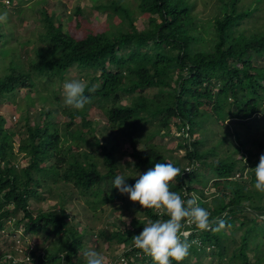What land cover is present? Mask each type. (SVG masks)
<instances>
[{
    "label": "trees",
    "instance_id": "obj_1",
    "mask_svg": "<svg viewBox=\"0 0 264 264\" xmlns=\"http://www.w3.org/2000/svg\"><path fill=\"white\" fill-rule=\"evenodd\" d=\"M92 3L107 17L119 18L115 29L97 30L85 21L84 33L77 35L79 26L70 23L64 29L44 6L39 19L42 30L33 43L28 41L34 45L26 68L16 48H0L4 54L0 55V102L11 99L19 86H36L43 77L63 116L61 122L53 121V110L42 107L38 119L30 123L27 113L20 132L6 127L0 113V264H85L86 234L71 221L66 202L75 194L92 210L115 199L130 202L113 187L114 178L124 176L134 186L137 174H126V169L147 172L155 163L165 162L151 139L160 131L168 134L172 120L182 130L178 146L184 148L181 158L187 162L171 158L181 170L171 190L184 199L195 194L211 219L226 223L218 232L200 231L194 225L187 229L191 247L180 264H192L193 256L195 263L211 258L206 264H264V192L254 187L255 173L250 170L264 155V134H253L264 130V66L258 64L264 57V0H203L202 11L211 6L206 40L193 12L194 0ZM74 11L76 17L82 15L78 7ZM140 16L142 28L136 24ZM246 23L251 26L243 27ZM73 68L81 72L85 95L91 98L83 110L66 106L56 89ZM91 88L95 91H88ZM37 94L42 104L50 102L46 94L38 90ZM26 96L32 103V97ZM92 109L105 116L112 130L127 137L131 160L126 167L117 162L111 140L94 134ZM77 118L80 126L72 129ZM227 120L243 124L252 147L247 148L246 138L230 127L214 146L199 148L207 133ZM198 130L203 134L196 139ZM14 136L19 138L17 146ZM225 140L230 155L210 161V176H201L198 165L207 164L210 155H219ZM186 166L191 171H185ZM60 182L70 186L71 197L60 196L48 208L30 206L33 199H42L38 189L46 187L50 192ZM131 207L138 212L130 223L110 232L102 228L97 234L108 240V248L115 244L119 250L130 248L123 252L127 264H155L133 245L132 238L150 222L169 217L163 209H144L139 203ZM36 234L43 235V242L57 236L59 244L31 243ZM120 254H113L106 264H117Z\"/></svg>",
    "mask_w": 264,
    "mask_h": 264
},
{
    "label": "rangeland",
    "instance_id": "obj_2",
    "mask_svg": "<svg viewBox=\"0 0 264 264\" xmlns=\"http://www.w3.org/2000/svg\"><path fill=\"white\" fill-rule=\"evenodd\" d=\"M92 0H0V15L6 14V20L0 21V48L6 49L9 51L11 47H14L21 53L22 58H25V67H27V56L28 58L33 57L32 53V43L36 40L37 34L40 30H42L41 22H40V11L41 8L47 6L50 13L53 16L62 22L64 29L67 25L71 23L74 27H78L77 35H82L84 33L83 22L87 21L89 24L94 26L97 30H107V29H115L120 21L118 17H113L112 19L106 16V13L98 12L95 8L92 7ZM79 8L81 10L80 17H76V13L74 11L75 8ZM203 10V0H194V9L193 12L197 14L200 19L198 22V27L201 28L203 36L205 40L208 38V30L211 27V6H206V9ZM70 16V17H68ZM86 18V19H84ZM88 18V19H87ZM136 24L138 28H142L144 26V19L142 16L136 18ZM250 23H246L243 27H250ZM258 28V27H257ZM31 41L32 43H28ZM26 53V54H24ZM4 55V54H0ZM8 61V60H7ZM1 63V62H0ZM6 61L3 62L5 64ZM9 63V62H8ZM258 64L264 66V57L259 58ZM72 80H84L81 72H78L77 69H72L68 74L66 79L58 86L56 89H60L59 97L64 99V84L65 82H69ZM44 78H41V81L37 82L36 86H19L16 90L15 94L11 99H5L0 102V113L5 116L6 123L5 126L15 129L16 131L23 132L25 123V117L28 113V122H32L33 119H38V111L40 108L45 107L46 109L53 110V121L61 122L63 116L57 112L58 106L55 99H53L51 92L48 91L49 85H45ZM85 81V80H84ZM37 90L40 91L41 95L46 94L50 102L41 103L39 95L37 94ZM155 92V89H152V93ZM26 93H28L32 97V103L27 98ZM50 96V98H49ZM61 99L60 102H63ZM40 101V102H39ZM35 102L34 105H32ZM94 110V111H93ZM91 113H95V125L93 126L94 134L102 138V136L107 137L111 140L112 146L115 148L116 160L122 167H126L131 160L129 154H127L128 150V139L124 137V135L116 130H112L106 122L105 116L99 112L97 109H92ZM92 117V116H91ZM173 121V120H172ZM170 123L169 133L166 134L164 131H160L161 134H156L152 137L151 141L155 143L156 149L165 156V162H171L172 159L180 160V163L186 164L187 160L185 158H181L184 153V148L179 147L178 143H181L182 130H177V127L172 123ZM80 126V119L77 118L72 129L74 127ZM236 128L238 133L241 134L243 138L247 140V148L252 147V139L250 137V132L247 129H244L243 124L235 123V121H225L222 125L218 124L215 126L214 131L211 133H207V138L203 141V143L199 144V148L206 149L211 146H214L218 140H222V136L224 131L229 128ZM196 135V139H199L203 133H199V130L194 133ZM257 135L264 134V130L259 131L258 133H253ZM139 136H143L144 132L138 134ZM139 139H142L140 137ZM14 143L16 146L18 144V136H14ZM230 141V140H229ZM142 144V143H141ZM219 155L208 156L206 159L207 164L200 163L198 168L196 169L201 176H205V178L209 177L210 165L208 164L210 161L216 160L219 156H224L229 154L231 151V147H228V142L225 140L223 145H220ZM238 156V154L236 155ZM130 158V159H129ZM173 164V163H172ZM130 169H126V174H144L146 171H129ZM197 177V175H196ZM202 178L201 180L205 183L206 179ZM194 184H198L195 180ZM201 184V183H200ZM103 189H107L106 192L110 191L109 187H105L104 185L100 186ZM46 187L38 189L40 196L42 199L32 200L30 206L33 209H37L38 206H44V208H48L49 206L54 205L61 198L71 197V188L69 185H64L63 183H58L53 186L50 192L47 191ZM63 194V195H62ZM74 199L71 202H66L65 207L69 212V216L71 217V221L75 224L76 228L84 233L83 243L85 247L83 249V258L84 253L90 249H95L100 251L105 257V264L109 259L113 256V254L120 253L117 245L108 248L107 244L109 243L105 237H100L97 232L99 229L104 228L107 232L110 230L116 229L119 226L127 225L130 223V220L133 216L137 215L135 209L131 207L132 201L129 202V197L127 198L128 203H125L123 199H115L113 202L104 203L101 207L96 210L90 209L85 203V199L79 198L77 194H75ZM76 197V198H75ZM131 207V208H130ZM142 216V215H141ZM264 222H262V225ZM91 229V233L87 234V231ZM20 233V232H19ZM19 233L15 234L18 235ZM14 235V236H15ZM12 236V235H10ZM4 238V237H3ZM43 235L36 234L29 240L31 243L44 244L48 246H52L54 244H59V238L57 236H52L43 242ZM231 243V241H230ZM232 244V243H231ZM193 256V255H192ZM213 259V258H212ZM211 258H202L198 262L195 263V257H191L192 264H206L207 261H210Z\"/></svg>",
    "mask_w": 264,
    "mask_h": 264
},
{
    "label": "clouds",
    "instance_id": "obj_3",
    "mask_svg": "<svg viewBox=\"0 0 264 264\" xmlns=\"http://www.w3.org/2000/svg\"><path fill=\"white\" fill-rule=\"evenodd\" d=\"M6 20V14L0 15V21ZM64 104L75 110H83L91 103L85 95L87 84L84 80L65 82ZM88 91H95L94 88ZM130 159V158H129ZM250 169V168H249ZM185 171H191L186 166ZM254 187L264 192V155L260 156L255 169ZM181 175V170L170 162H157L144 174H138L134 186L128 185L124 176L117 175L113 187L122 195H127L133 203H139L144 209L165 210L169 217L156 220L143 227V231L132 238L133 245L150 255L155 264H171L181 261L189 254L191 244L188 242V231L195 226L200 231H220L226 227L223 219H211L210 212L199 205V198L192 194L184 199L181 194L171 190L174 181ZM247 175V173H246ZM187 196V193H185ZM215 225V227H213ZM85 264H105V257L100 251L90 249L84 253Z\"/></svg>",
    "mask_w": 264,
    "mask_h": 264
},
{
    "label": "built area",
    "instance_id": "obj_4",
    "mask_svg": "<svg viewBox=\"0 0 264 264\" xmlns=\"http://www.w3.org/2000/svg\"><path fill=\"white\" fill-rule=\"evenodd\" d=\"M187 231H188V233L191 232V230H187ZM18 232H20V231L18 230ZM127 250H130V248L126 249V250L121 248V254H120L119 259L117 260V264H127V259L123 256V252L127 251Z\"/></svg>",
    "mask_w": 264,
    "mask_h": 264
}]
</instances>
